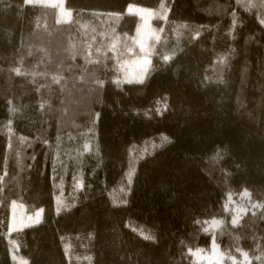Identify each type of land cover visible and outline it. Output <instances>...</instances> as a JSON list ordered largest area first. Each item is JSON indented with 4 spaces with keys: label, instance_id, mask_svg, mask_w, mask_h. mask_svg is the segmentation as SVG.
I'll return each instance as SVG.
<instances>
[{
    "label": "trees",
    "instance_id": "16d2710c",
    "mask_svg": "<svg viewBox=\"0 0 264 264\" xmlns=\"http://www.w3.org/2000/svg\"><path fill=\"white\" fill-rule=\"evenodd\" d=\"M132 4L159 37L124 82L143 54ZM66 5L70 21L0 0V264L13 202L43 209L10 233L29 264H203L213 238L264 264V0Z\"/></svg>",
    "mask_w": 264,
    "mask_h": 264
},
{
    "label": "rangeland",
    "instance_id": "374dc122",
    "mask_svg": "<svg viewBox=\"0 0 264 264\" xmlns=\"http://www.w3.org/2000/svg\"><path fill=\"white\" fill-rule=\"evenodd\" d=\"M26 3L32 4L37 3L41 5L55 6L59 13V21H70L72 19V10L67 7L66 0H25ZM127 14H134L139 17V23L135 31V40L142 50V56L137 60L128 65L121 76V80L124 82H139L144 76V69L149 67L151 64L149 56L148 44L152 38H158V31L152 26L153 10L145 8L139 5H129L126 9ZM249 195L247 192L241 194V199L233 201L235 205L234 218L238 220L246 214L251 206L248 204L247 199ZM230 199L228 203L231 201ZM227 203V204H228ZM43 219V209H36L32 213L26 211V207L20 202H13L11 206L10 214V228L8 233L9 251L14 264H29L28 258L22 256L18 252L17 243L14 242L10 233L15 230H20L26 227L34 226L39 224ZM215 221V223H214ZM236 224V223H235ZM222 225L220 218H213L208 225V230L212 235H216V231ZM215 246V247H214ZM246 253V252H245ZM193 258L198 263L203 264H251L252 258L247 255H243L241 259L232 258V256L226 255L220 249L218 242L215 238L212 239L211 246L209 249L198 248L192 251ZM230 260V262L228 261Z\"/></svg>",
    "mask_w": 264,
    "mask_h": 264
},
{
    "label": "snow or ice",
    "instance_id": "6c2138e0",
    "mask_svg": "<svg viewBox=\"0 0 264 264\" xmlns=\"http://www.w3.org/2000/svg\"><path fill=\"white\" fill-rule=\"evenodd\" d=\"M165 59H167V57L165 58ZM146 71H147V69H144V72L146 73ZM17 72H19V70L17 69ZM214 223H215V221H214ZM233 223L235 224V223H237V220L234 218V220H233ZM145 238H147V237H145ZM215 247V246H214Z\"/></svg>",
    "mask_w": 264,
    "mask_h": 264
}]
</instances>
